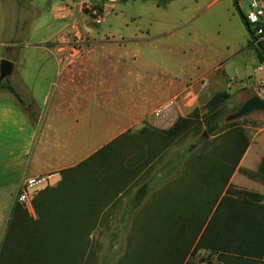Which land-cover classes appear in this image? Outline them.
<instances>
[{"label": "crops", "instance_id": "obj_1", "mask_svg": "<svg viewBox=\"0 0 264 264\" xmlns=\"http://www.w3.org/2000/svg\"><path fill=\"white\" fill-rule=\"evenodd\" d=\"M111 2L116 4L118 0H105L106 4ZM90 3L93 4L85 2V5ZM186 3L192 11H197V0H166L163 4L157 1L156 7L163 10L172 5V13L156 21L124 20L119 30L108 27L100 33L83 34L80 38L88 42L81 44V48L75 47L81 40L74 38L75 34L58 32L52 49L45 48L54 54L49 82L53 86L51 97L47 98L46 92L39 105L32 98L23 99L18 90L15 91L19 96L12 90L0 95V238L15 192L24 178L56 172L58 180L60 169L75 165L102 147L99 158L105 161L98 165L99 169L106 177L119 178L107 179L103 184L107 199L117 200L113 207L110 204L104 207L111 210L108 214H124L128 210L126 201L141 184H145L143 199H147L148 192L153 191L154 174L152 161L147 162V149L159 143L163 146L164 138L159 139L157 131L169 126L156 123L153 109L170 97L178 96L177 115L189 113L221 89L230 93L243 87L264 97V73L254 70V65L264 60V51L252 42L251 34L247 43L244 40L234 48L236 52L247 50L235 60L236 66L245 65L244 77L230 78L219 72L220 61L225 57L209 60L195 56V49L189 57L183 56L180 42L175 41L186 39L184 25L192 17L186 13ZM66 8L65 4V11ZM54 16H58L56 11ZM6 57L13 60L14 66L16 58ZM248 63L252 64V70L247 68ZM37 74H42V70ZM91 116L96 121L92 129L84 130L92 126ZM257 118L255 124H244L250 127L248 142L226 186L255 191L264 202V180H259L264 178V173L258 170L264 159V115ZM39 122L41 129L45 126L44 135L53 133L62 137L60 154L39 163L33 153L32 163H28L30 144ZM75 125L81 129L79 133L74 131ZM75 134L83 136V143L74 145L69 137ZM75 152L81 154L74 156ZM212 255L216 260L209 259V264H220L216 254Z\"/></svg>", "mask_w": 264, "mask_h": 264}, {"label": "trees", "instance_id": "obj_2", "mask_svg": "<svg viewBox=\"0 0 264 264\" xmlns=\"http://www.w3.org/2000/svg\"><path fill=\"white\" fill-rule=\"evenodd\" d=\"M7 87L19 96L11 84ZM228 95L217 90L202 114L195 107L156 129L163 146L148 147L147 162L152 161L153 181L163 183L153 186L147 199L145 184L139 185L117 219L104 208L117 200L107 199L103 184L119 179L99 169L104 147L60 169L56 183L40 187L31 199L33 212L14 201L0 238V264H113L119 227L127 229L126 243L115 264H209V259H186L200 248L215 253L220 264H264L261 195L226 186L248 142L242 128L221 124ZM199 132L186 146L178 145ZM258 170L264 173V159ZM111 221L115 225L102 251L99 227Z\"/></svg>", "mask_w": 264, "mask_h": 264}, {"label": "rangeland", "instance_id": "obj_3", "mask_svg": "<svg viewBox=\"0 0 264 264\" xmlns=\"http://www.w3.org/2000/svg\"><path fill=\"white\" fill-rule=\"evenodd\" d=\"M197 1L198 8L196 12L192 11L186 3V13L191 14L192 17L184 25L186 39L175 41L177 44L180 42L181 53L187 58L195 49V56L199 55L209 60L219 56L225 57L220 61L221 68L218 69L219 72L230 78L244 77L245 65L240 63L236 66L235 60L245 54L247 50L243 48V50L239 49L240 51L236 52L234 48L239 46L242 41L245 40L246 42L250 36V29L245 20L246 13L250 9L249 0ZM85 2H92L97 6L105 16V21L96 23L90 17V13L86 11ZM164 2L160 1L159 4ZM65 4L67 5L66 11ZM156 6V0H118L116 4L115 2L106 4L105 0H0V59L8 55L16 58L12 72L0 78V84L2 85H0V95L11 91L7 84H12L16 91L21 92L23 99L29 101L32 98L31 101L34 104L41 105L44 94L47 92L46 96L49 98L53 91V86L49 82L54 68V62L51 60L54 54L45 50V48L52 49V44L56 41L54 36L56 33H74L77 34L73 36L74 38H83V34L89 32L100 33L107 30L108 27L119 30L123 26L124 20L147 21L151 18L156 21L159 20L158 18H162L163 15L168 16V12L172 13V5L169 6L170 9L166 8L164 10ZM55 11L58 14L57 17L54 16ZM170 16H173V14ZM78 34L80 35L78 36ZM87 42V40L81 39L79 45H75V47L81 48V44ZM163 42L167 43L168 41ZM247 68L252 70V64L248 63ZM39 70H42L40 75L37 74ZM248 93H251L249 89L238 87L224 99L220 117L221 124L226 129L240 127L248 135L250 127H245L244 124H255L258 121L257 116L264 115L263 111L256 110L233 120L225 119L226 114L236 109ZM203 104L195 107L201 108ZM203 111V108H201L200 114ZM94 120L91 116L92 126L84 128V130L92 129L93 123L96 121ZM40 124L39 122L36 134L30 144L28 163H32L31 156L33 153L34 156L37 155L39 163H44L49 157L60 154V140H62V137L53 133L44 135L45 126L41 129ZM73 124H77V122L73 120ZM80 130L75 125L74 131ZM199 135L200 132L196 136L188 135L178 145L186 146ZM69 138L72 139L75 146L83 143L82 135L75 134ZM202 143L199 142V145ZM80 154V152H75L74 156ZM259 180H264V178ZM162 183V179H156L153 181V186ZM153 193L154 191L150 192L149 195L151 196ZM29 210L33 212L32 207ZM115 216L117 219V216L120 215ZM112 223L114 221L102 223L99 227L100 231L103 232L100 234V249L102 251L107 248L109 232L115 225V223ZM116 230H119L118 240L120 245L115 248L114 256L111 258L113 264L117 262L125 248L127 233V229L124 227H119ZM200 258H208L212 262L216 260L215 255L201 248L196 251H189L186 256V259L196 260Z\"/></svg>", "mask_w": 264, "mask_h": 264}, {"label": "built area", "instance_id": "obj_4", "mask_svg": "<svg viewBox=\"0 0 264 264\" xmlns=\"http://www.w3.org/2000/svg\"><path fill=\"white\" fill-rule=\"evenodd\" d=\"M250 9L247 11L245 20L250 29L252 42L258 46L264 47V0H249ZM86 6V5H85ZM88 13L90 17L96 22L101 23L105 17L101 10L94 4H88ZM65 8V6H64ZM74 34V33H72ZM77 35V34H75ZM65 60L68 59V53H65ZM255 71L264 73V60L258 61L254 65ZM264 98V97H263ZM178 96H172L167 101L157 105L153 109L156 123L161 126L170 125L177 114L175 112ZM56 172H49L45 175L29 176L24 178L14 195V201H19L25 204L28 208L32 207L31 199L43 184H51L56 182ZM33 211V208H32Z\"/></svg>", "mask_w": 264, "mask_h": 264}, {"label": "water", "instance_id": "obj_5", "mask_svg": "<svg viewBox=\"0 0 264 264\" xmlns=\"http://www.w3.org/2000/svg\"><path fill=\"white\" fill-rule=\"evenodd\" d=\"M12 66L13 60L6 56H3L0 59V78L9 74L11 72ZM256 110L264 112V98L259 96L258 94L253 93L245 98L236 109L227 113L225 119L233 120Z\"/></svg>", "mask_w": 264, "mask_h": 264}]
</instances>
